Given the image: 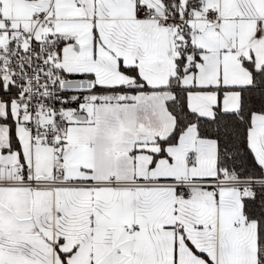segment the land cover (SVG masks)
<instances>
[{
    "label": "snow or ice",
    "instance_id": "snow-or-ice-1",
    "mask_svg": "<svg viewBox=\"0 0 264 264\" xmlns=\"http://www.w3.org/2000/svg\"><path fill=\"white\" fill-rule=\"evenodd\" d=\"M0 264H264V0H0Z\"/></svg>",
    "mask_w": 264,
    "mask_h": 264
}]
</instances>
